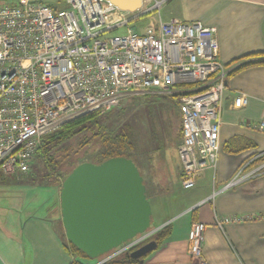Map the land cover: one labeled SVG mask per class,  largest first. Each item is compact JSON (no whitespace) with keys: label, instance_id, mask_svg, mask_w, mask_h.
<instances>
[{"label":"built area","instance_id":"1","mask_svg":"<svg viewBox=\"0 0 264 264\" xmlns=\"http://www.w3.org/2000/svg\"><path fill=\"white\" fill-rule=\"evenodd\" d=\"M53 8L38 0L0 2V171L26 174L44 135L77 117L106 112L129 93L175 91L181 141L177 149L184 189L215 169L221 101L230 70L218 61L216 29L199 22L161 21L138 32L130 23L152 8L127 11L107 0H63ZM124 29L123 34L108 32ZM242 94L232 108L245 105ZM264 133V117L254 124ZM263 155V154H261ZM264 173V162L241 166L210 196ZM253 215L217 217L227 222ZM205 224L191 223V264L202 255ZM156 232L136 235L94 264L133 251Z\"/></svg>","mask_w":264,"mask_h":264},{"label":"crops","instance_id":"2","mask_svg":"<svg viewBox=\"0 0 264 264\" xmlns=\"http://www.w3.org/2000/svg\"><path fill=\"white\" fill-rule=\"evenodd\" d=\"M38 1L53 8L65 6L63 0ZM155 3L159 6L143 15L149 16L146 26H154L159 20H178L214 27L218 61L229 72L244 63L246 55L264 51V0H141L137 10L152 8ZM130 26L135 29L134 21ZM236 94L246 98L245 105L239 109L232 108V97ZM178 115L180 121L179 111ZM263 117L264 65L227 75L215 169H206L198 175L195 189L181 202L180 209L175 208L158 225L170 224L169 234L141 264H191L188 232L195 221L205 224L202 255L210 264H264V173L210 198L248 155L264 154V133L254 128ZM233 141L241 144L233 146ZM173 156L176 162L169 167V175L179 179L181 166L177 151ZM11 176L3 177L2 182L14 183ZM11 189H15L13 185H0V264L71 263L74 258L64 247L66 240L56 225L57 218L46 210H37L46 203H38L37 212L31 211L29 197ZM229 215L259 218L227 222L221 227L215 224L217 217Z\"/></svg>","mask_w":264,"mask_h":264},{"label":"rangeland","instance_id":"3","mask_svg":"<svg viewBox=\"0 0 264 264\" xmlns=\"http://www.w3.org/2000/svg\"><path fill=\"white\" fill-rule=\"evenodd\" d=\"M6 1L8 0H0V2ZM148 18L149 16H143L135 20L134 28L138 32H143L148 24ZM124 32L123 28H119L108 32V34H123ZM176 101L177 95L173 90L129 93L122 98L117 106L96 115L97 119H104L101 125L106 131H118L123 127H130L135 134L136 148L131 158L143 177L152 212L149 229H156V233L163 229V226L158 225L166 220L175 208L180 209L181 202L195 189V186L184 189L181 186L180 178H170L171 175H169V167L176 162L173 154L177 151L180 143V121ZM99 131L94 127L92 131L86 134L78 133L72 139L63 141L53 148L48 153L49 155L53 153L67 155L55 173L47 172L43 154L35 152L28 173L7 174L0 171V185L2 183L4 186L13 185L15 189H11L12 191L16 190V192L24 194L25 197H29L31 211L43 212L46 210L50 216L56 217V225L61 229L65 238L59 212L60 186L66 173L70 171L69 161L73 166H76L94 159V154L99 146L98 136H96ZM48 143L46 142L47 145ZM232 143L233 146L241 144L240 141ZM60 147H62L61 150L57 152ZM259 162H264V154L253 153L245 158L240 167L247 165V168H250ZM9 175H12L11 178L14 176V183L2 182L4 181L3 177L6 178ZM165 199H169V202ZM40 202L46 204L42 203L38 206ZM36 208L38 209L36 210ZM97 259L88 260L86 264H94L98 261Z\"/></svg>","mask_w":264,"mask_h":264},{"label":"water","instance_id":"4","mask_svg":"<svg viewBox=\"0 0 264 264\" xmlns=\"http://www.w3.org/2000/svg\"><path fill=\"white\" fill-rule=\"evenodd\" d=\"M120 9L136 11L141 0H107ZM64 236L89 259H96L151 226V206L143 177L132 159L111 157L83 162L63 179L59 190ZM157 248L150 240L130 252L142 258Z\"/></svg>","mask_w":264,"mask_h":264},{"label":"trees","instance_id":"5","mask_svg":"<svg viewBox=\"0 0 264 264\" xmlns=\"http://www.w3.org/2000/svg\"><path fill=\"white\" fill-rule=\"evenodd\" d=\"M243 59L246 61L244 63L237 65L231 72L228 73V75L250 66L264 65V51L251 53L243 57ZM97 114H100V112H92L77 117L73 120H70L62 124L56 130L43 136L41 144L37 149L36 153L41 152L43 154L44 161L46 164L45 168L47 172L52 174L58 171L57 167H59L60 164L63 163V160L67 156V155L62 156L61 154H56V153L49 155L48 153H50L53 148L57 147L63 141L72 139V137H74L78 133L84 132L86 134L87 132L92 131L94 127L100 130L96 134V136H98L97 141L99 146H98V150L94 154V159L91 162L100 163L111 157H126L132 159L131 155L136 148V137L135 134L132 132L131 128L123 127L118 131H106L104 127L101 125L104 119L102 120L97 119L96 118ZM46 142H49L48 145L46 144ZM50 145L53 146L49 147ZM61 148L62 147L58 148L57 152L61 150ZM69 163H70V171L77 166V165L73 166L71 161H69ZM69 172H67L66 175ZM169 227L170 224L164 225L163 229L159 233L155 232L148 241L155 240L157 242V246L160 245L168 236ZM64 247L74 258L73 261L69 264H86L88 260H92L89 259L82 251L78 250L76 247H74L72 244H70L67 241L66 244H64ZM130 252L119 254L115 257H112L102 262L101 264H141L140 260L133 259L129 256ZM109 253L110 251L98 257L97 260H100Z\"/></svg>","mask_w":264,"mask_h":264}]
</instances>
